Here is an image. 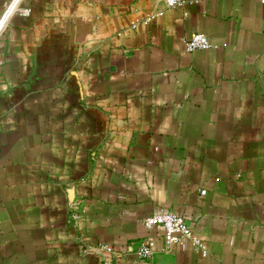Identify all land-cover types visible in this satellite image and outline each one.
Returning a JSON list of instances; mask_svg holds the SVG:
<instances>
[{"label": "crops", "instance_id": "1", "mask_svg": "<svg viewBox=\"0 0 264 264\" xmlns=\"http://www.w3.org/2000/svg\"><path fill=\"white\" fill-rule=\"evenodd\" d=\"M0 264H264V0H0Z\"/></svg>", "mask_w": 264, "mask_h": 264}, {"label": "built area", "instance_id": "2", "mask_svg": "<svg viewBox=\"0 0 264 264\" xmlns=\"http://www.w3.org/2000/svg\"><path fill=\"white\" fill-rule=\"evenodd\" d=\"M184 0H165V6L169 10L183 6ZM209 40L202 34H195L187 42V50L191 53L210 48ZM147 230L161 229L167 245H185L192 243L203 256L207 255L206 246L196 239L193 231L183 217L173 213L161 212L148 217L145 220ZM155 253V240L150 239L142 245L137 255L141 260H149Z\"/></svg>", "mask_w": 264, "mask_h": 264}, {"label": "clouds", "instance_id": "3", "mask_svg": "<svg viewBox=\"0 0 264 264\" xmlns=\"http://www.w3.org/2000/svg\"><path fill=\"white\" fill-rule=\"evenodd\" d=\"M12 8H15L16 7V5L15 4H13L12 6H11ZM23 14H27V10H25V12L23 13ZM6 15H7V13H6Z\"/></svg>", "mask_w": 264, "mask_h": 264}, {"label": "rangeland", "instance_id": "4", "mask_svg": "<svg viewBox=\"0 0 264 264\" xmlns=\"http://www.w3.org/2000/svg\"><path fill=\"white\" fill-rule=\"evenodd\" d=\"M161 230V229H160ZM161 232H162V230H161ZM162 237H163V232H162Z\"/></svg>", "mask_w": 264, "mask_h": 264}]
</instances>
